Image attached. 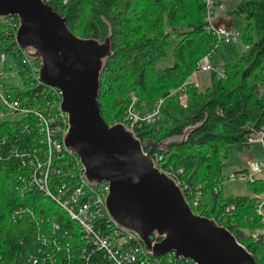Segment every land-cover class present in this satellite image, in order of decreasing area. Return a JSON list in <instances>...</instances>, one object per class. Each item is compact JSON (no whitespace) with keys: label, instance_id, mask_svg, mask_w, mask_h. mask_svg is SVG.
I'll return each instance as SVG.
<instances>
[{"label":"trees","instance_id":"1","mask_svg":"<svg viewBox=\"0 0 264 264\" xmlns=\"http://www.w3.org/2000/svg\"><path fill=\"white\" fill-rule=\"evenodd\" d=\"M45 2L65 17L68 28L80 37L103 39L111 29L112 55L101 72L98 95L103 119L108 124L122 122L131 91L148 107L163 99L159 119L136 127L135 135L140 140L157 141L185 136L183 142L158 150L163 165L183 169L185 197L196 214L214 218L228 228L253 254L256 263L264 264V223L254 214V195L262 194L264 185L254 186L252 195L247 196L224 198L221 189L214 191L222 184L228 146L235 144L243 150L248 146V135L264 124V91L259 90V84L264 82V0H241L232 9L231 14L247 21L241 33L246 48L238 58L222 66L221 75L211 71L205 88L188 80L197 62L217 44L204 27V0ZM14 31L1 20L0 51L16 62L25 88L5 90L22 98H39L47 87L37 85L22 63L24 54L15 42ZM174 37L178 40L173 47V63L156 68L155 61L165 54ZM182 84L186 94L184 105L178 99L180 91L170 94L171 89ZM29 137L21 125L15 127L7 120L0 121V264H32L30 255L39 256L38 233L52 231L53 224L59 227L56 232L62 245L69 241L66 231L75 238L74 257L68 259L61 254L65 264H108L103 250L90 249L76 224L51 198L39 192L20 196L13 181L20 160L11 154V146L28 145ZM257 182L256 178L249 183ZM198 189L202 196H212L210 208L201 200L197 206L192 205L191 193ZM232 204L234 209L226 211ZM18 210L23 215L13 218L12 213ZM150 238L154 240L153 235ZM81 250L86 253L83 259Z\"/></svg>","mask_w":264,"mask_h":264},{"label":"water","instance_id":"2","mask_svg":"<svg viewBox=\"0 0 264 264\" xmlns=\"http://www.w3.org/2000/svg\"><path fill=\"white\" fill-rule=\"evenodd\" d=\"M8 15L19 19L16 43L41 63L40 83L62 92L61 110L68 118L64 143L79 158L89 184H108L105 203L114 222L157 257L174 252L195 264H257L228 228L196 214L182 188L155 167L151 151L185 136L140 140L123 122L103 119L98 95L112 55L111 29L103 39L80 37L45 0H0V17Z\"/></svg>","mask_w":264,"mask_h":264},{"label":"built area","instance_id":"3","mask_svg":"<svg viewBox=\"0 0 264 264\" xmlns=\"http://www.w3.org/2000/svg\"><path fill=\"white\" fill-rule=\"evenodd\" d=\"M63 2L66 3L67 0H63ZM226 9L227 5L224 0H204V27L207 33L216 38L217 42L236 43L240 34L234 27L216 21L218 13L226 11ZM15 17L14 15L0 17V22L3 20V23L7 24L10 30L15 29L12 35H14L16 42L19 19L16 17V21ZM7 34L9 33L7 32ZM213 52L214 49L204 55L189 75L188 78L195 76L194 79H191L195 86L198 85L196 75L199 73L216 71L217 74L221 75L224 72L223 67L216 69L212 65ZM6 57L7 54L0 51V81L5 73L4 63ZM22 63L28 67L30 76L36 84L43 85L39 81L40 61L32 60L24 54ZM19 77L23 80L21 76ZM43 86L47 88L42 89L41 97L35 99L15 96L5 90L8 88L0 90V121L7 120L15 127L21 125L23 130L28 131L30 134L28 145L22 147L11 146V150H13L11 154L16 155L20 160V166L13 176V181L20 196L39 192L46 198H51L76 224L78 232L82 239L86 240L90 249L103 250L108 264H195L189 259L176 257L174 252H168L160 257L147 253L143 243L134 233L123 229L114 222L105 203L108 184L104 181L94 185L89 184L84 176V169L79 158L64 143L68 118L67 114L61 110L62 92L56 88ZM10 88L23 90L25 86L21 89L17 86ZM259 90L264 91V82L259 84ZM179 96L185 102L186 94ZM162 101L163 99H159L148 107L140 102L135 92H130L122 122L133 132L136 127L143 124L155 123L160 117ZM9 115H19L22 118L9 120ZM246 143L248 145L260 143L264 149V124L248 135ZM2 144H5V142L2 141ZM151 156L157 169L174 179L182 190L187 188L181 179L182 168L164 166L163 156L158 153V150L153 149ZM242 158L245 161L246 169L227 174V179L239 178L246 179L249 182L254 181L256 179L254 176L264 170V159H250L245 155ZM223 178L224 176H222L221 182H223ZM220 189L221 186L219 185L214 191L217 192ZM191 194L193 195L192 205L197 206L202 191L198 189ZM254 198V214L261 218V222L264 223V197L259 194L254 195ZM233 209L234 205L232 204L226 208V211ZM22 215L23 213L19 210L12 213L13 218L15 216L20 218ZM58 230V225L53 224L52 231L38 234L40 245L37 252L39 256L30 255L29 260H32V264H65L61 259L62 253L63 256L66 254L68 259L74 257V236L66 231L65 234L67 233L69 241L62 245L57 238L56 231ZM152 242L154 243L155 240H152ZM83 252L81 250V259L86 254H83Z\"/></svg>","mask_w":264,"mask_h":264},{"label":"rangeland","instance_id":"4","mask_svg":"<svg viewBox=\"0 0 264 264\" xmlns=\"http://www.w3.org/2000/svg\"><path fill=\"white\" fill-rule=\"evenodd\" d=\"M240 1L241 0H224L225 4L227 5V9H226L227 11L223 13L226 15H223V17H218L216 19V21L223 20L225 24L233 26L234 29L240 34V37L236 43H233V42L228 43L225 41L217 42L216 46L214 47V52H213L212 59H211V63L216 69L222 67L225 63L230 61V59L238 58L246 48L244 43L241 41V33L244 30L245 26L247 25V21L236 13H233V14L230 13L232 9ZM177 40H178V37H174L172 41L166 46L165 54L155 61L156 68L163 69V68L170 66L173 63V59H174L173 47L177 43ZM4 64H5L4 65L5 73L3 74V79L0 81V90H4L5 88H10L12 86H17L20 89L24 88V83L18 75L17 64L13 60V58L10 56H7ZM0 70H1V66H0ZM203 76H206V80L208 83L210 81L211 72L200 73L198 75V78L203 77ZM194 78L195 76L194 77L192 76L191 78H188V79L190 80V82H192L191 79H194ZM183 85L184 84L180 85L178 88L171 89L170 94L176 93L177 91H180L181 94H184ZM129 94H128V97H129ZM178 99L181 104L186 102V99L184 102V99L180 98V96L178 97ZM20 118H22V116H19V115H14V116L9 115L8 116L9 120L20 119ZM243 154L248 156L250 159L252 158H256L258 160L264 159V149H263L262 144L260 143L250 144L243 150L239 149L238 146L235 144L229 145L227 156L223 160L224 165H223L222 173L224 176L223 178L224 180L222 184L220 185L221 194L224 198H228L231 196L252 195L254 186H257L260 183L264 185V170L254 176V178H257L258 182L253 185L249 183V181L246 179H239V178L230 179V180L227 179L226 175L233 172L231 169L232 164H234L238 170L246 169L245 161L242 158ZM229 171L231 172L228 173ZM262 196L264 197V191L262 193ZM200 200L203 204H206L208 208H210L213 204L212 196L209 193L204 194L200 198Z\"/></svg>","mask_w":264,"mask_h":264},{"label":"crops","instance_id":"5","mask_svg":"<svg viewBox=\"0 0 264 264\" xmlns=\"http://www.w3.org/2000/svg\"><path fill=\"white\" fill-rule=\"evenodd\" d=\"M227 11V10H226ZM226 11H223L224 13L226 12ZM223 12H219L218 13V17H223V15H226V14H224ZM217 17V18H218ZM219 22H223V20L221 21V20H218ZM200 74V73H199ZM199 74H197V76H196V79H197V82H198V85H199V87L200 88H205L207 85H208V83H207V80H206V76H203V77H200V78H198V75ZM244 155V154H243ZM246 156V155H245ZM248 157V156H247ZM242 160V159H241ZM243 162V161H242ZM244 163V162H243ZM240 167H241V165H240ZM231 169H232V171H236V170H238L237 168H236V166L234 165V164H232L231 165ZM231 171H229L228 173H230ZM262 195V194H261Z\"/></svg>","mask_w":264,"mask_h":264},{"label":"bare ground","instance_id":"6","mask_svg":"<svg viewBox=\"0 0 264 264\" xmlns=\"http://www.w3.org/2000/svg\"><path fill=\"white\" fill-rule=\"evenodd\" d=\"M185 193V192H184ZM67 216V215H66ZM50 220H51V218H50ZM35 221V220H34ZM54 221V220H53ZM52 221V222H53ZM32 222H33V219H32ZM51 222V221H50ZM50 222H48V224H50ZM34 223V222H33ZM39 223V225H42V223L40 224V222H38ZM35 224V223H34ZM34 224H33V227H34ZM46 224V223H45ZM51 225H52V223H51ZM43 226V225H42ZM45 226V225H44ZM38 228V227H37ZM42 228V227H41ZM47 228V227H46ZM46 228L45 229H43V230H46ZM50 228V227H49ZM34 229V228H33ZM51 229V228H50ZM35 230V229H34ZM37 230V229H36ZM43 230H41V231H43ZM50 231V230H49ZM40 232V231H39ZM33 234V233H32ZM35 234V233H34ZM39 234V233H38ZM34 236V235H33ZM37 236V235H36ZM35 237V236H34ZM38 241V240H37ZM37 243V242H36ZM37 245V244H36Z\"/></svg>","mask_w":264,"mask_h":264}]
</instances>
